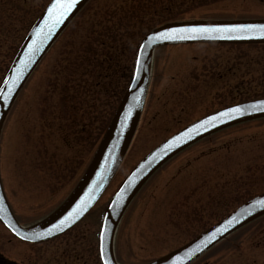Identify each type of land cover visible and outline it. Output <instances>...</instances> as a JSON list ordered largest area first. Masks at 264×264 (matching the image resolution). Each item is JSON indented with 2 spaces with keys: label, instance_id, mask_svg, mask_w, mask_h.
Wrapping results in <instances>:
<instances>
[{
  "label": "rangeland",
  "instance_id": "rangeland-1",
  "mask_svg": "<svg viewBox=\"0 0 264 264\" xmlns=\"http://www.w3.org/2000/svg\"><path fill=\"white\" fill-rule=\"evenodd\" d=\"M49 0H0V83ZM264 18V0H87L14 98L0 129V177L17 219L56 210L85 172L151 29L196 19ZM264 97V45L180 44L154 51L145 104L107 189L71 235L93 244L127 172L167 136L221 107ZM264 192V117L209 135L151 175L116 228L122 264H149ZM68 238V237H67ZM69 238H71L69 236ZM0 224V249L22 248ZM74 241V240H73ZM191 264H264V215Z\"/></svg>",
  "mask_w": 264,
  "mask_h": 264
},
{
  "label": "water",
  "instance_id": "water-1",
  "mask_svg": "<svg viewBox=\"0 0 264 264\" xmlns=\"http://www.w3.org/2000/svg\"><path fill=\"white\" fill-rule=\"evenodd\" d=\"M52 2L53 0H49L31 26L15 56L13 57L0 84V89H3V94H0V129L14 98L29 75L87 0H80L70 17L65 20L63 24L59 25L49 39H44L43 35L37 33V29L42 28L43 18L47 14V8ZM235 25H264V19L189 20L168 23L147 32L139 42L134 58L131 77L122 98L116 107V110L90 160V163L67 199L42 221L32 226H23L16 220L12 213L0 178V223L13 236L29 243H38L49 240L64 233L76 224L103 195L118 170L129 147L144 106L150 77L152 56L155 48L163 45L193 43H264V36L260 35L258 32L247 31L206 34L188 33L184 35L193 36L194 38L175 40L161 39L159 34L168 32L170 29H183L201 26L227 27ZM47 31V28H43V32L46 33ZM32 44H34V50L33 52H30L29 45ZM22 61L25 63H21ZM18 73L22 74L19 83L17 84L15 90L11 92L10 98L5 99L9 90V86L5 85V80L16 76ZM261 101H264V98H257L233 104L196 119L161 141L134 165L110 196L104 209L97 240V250L100 264H104L105 259L109 261V264H120L115 258L113 251L116 228L127 206L147 179L174 155L202 138L229 126L264 117V110H252L248 107L251 105L256 106V108L259 109L261 107L259 102ZM237 106H240L244 110L243 115L233 113V118L231 119H229L227 115H219L220 113L227 112V110ZM213 117H215V120H213L212 123L215 124V126L208 124L206 128L201 127L198 131L193 130L195 129V126L199 125L202 121L210 120V118ZM177 137H179L183 142L179 143L178 146H170L177 144L175 139ZM82 200L88 201L87 209L79 215L70 227H67L64 231L57 232L53 236L49 237H42L35 240L25 238L44 233L48 229L53 228L54 225L59 224L61 220L68 216V214L71 213ZM258 201H264V192L259 193L241 203L235 209L227 213L224 217L203 230L188 242L149 264H190L229 234L248 222L262 216L264 214V207H261L257 203ZM232 220L236 221V223L230 226L228 221ZM222 227L227 228L228 231L220 234L218 238L209 244L207 248H204L203 251L195 252L194 255H190V253H192L197 247L203 248V242L206 238ZM102 235L104 249L103 256L100 252Z\"/></svg>",
  "mask_w": 264,
  "mask_h": 264
},
{
  "label": "snow or ice",
  "instance_id": "snow-or-ice-1",
  "mask_svg": "<svg viewBox=\"0 0 264 264\" xmlns=\"http://www.w3.org/2000/svg\"><path fill=\"white\" fill-rule=\"evenodd\" d=\"M80 0H53L51 5L47 8V14L43 18V26L40 29H37V33L40 35H43L44 39H49L53 32L59 27V25L63 24L65 20H67L70 15L73 13V11L76 9L77 5L79 4ZM43 28H47L48 31L45 33L43 32ZM258 32L260 35L264 36V25H235V26H227V27H191V28H183V29H170L168 32L160 33L161 39H169V40H175V39H189L194 38L193 36L184 35L188 33L192 34H206V33H217V32ZM183 33V34H182ZM30 52H33L34 50V44L29 45ZM21 63H25L22 61ZM20 73H18L14 77H10L9 79L5 80V85L9 86L8 95L5 96V99L10 98L11 92L15 90L17 84L19 83V80L21 78ZM0 94H3V89H0ZM261 107L259 109L256 108V106H248L252 110H264V101L259 102ZM237 113L240 115L244 114V110L240 107H234L227 112L220 113L219 115L224 116L227 115L229 119L233 118L232 114ZM215 120V117L210 118V120L202 121L199 125L195 126V129L198 131L201 127H205L208 124H212V126H215V124L212 123V121ZM190 130V131H193ZM177 141L176 145H170V146H178L179 143H182L183 141L177 137L175 138ZM169 147V146H166ZM261 207H264V201H258L257 202ZM88 201L82 200L80 204L77 205V207L68 214L63 220L60 221L59 224L54 225L53 228L48 229L44 233L36 234L31 237H25L26 239L35 240L42 237H49L53 236L57 232L64 231L65 228L70 227L75 220L81 215L86 209H87ZM236 221H228V224L230 226L234 225ZM15 231V230H14ZM228 231L227 228H219L216 230V232L212 233L210 236L206 238V240L203 242V248L197 247L195 250H193L190 255H194L195 252L203 251L204 248H207L209 244H211L213 241H215L218 236L224 232ZM103 235L101 236V245H100V252L103 256L104 249H103ZM104 264H109V261L105 259Z\"/></svg>",
  "mask_w": 264,
  "mask_h": 264
},
{
  "label": "flooded vegetation",
  "instance_id": "flooded-vegetation-1",
  "mask_svg": "<svg viewBox=\"0 0 264 264\" xmlns=\"http://www.w3.org/2000/svg\"><path fill=\"white\" fill-rule=\"evenodd\" d=\"M87 214L64 233L43 242H25L8 232L9 240L21 241L22 248L16 252L11 250L10 253L0 249V264H94L95 262L89 258L94 256L93 244L87 242L83 235H71L72 229Z\"/></svg>",
  "mask_w": 264,
  "mask_h": 264
},
{
  "label": "trees",
  "instance_id": "trees-1",
  "mask_svg": "<svg viewBox=\"0 0 264 264\" xmlns=\"http://www.w3.org/2000/svg\"><path fill=\"white\" fill-rule=\"evenodd\" d=\"M249 45V44H248ZM254 45V44H253ZM262 45H264V43H262ZM256 98H259V97H256ZM253 99H255V98H253ZM243 101H246V100H243Z\"/></svg>",
  "mask_w": 264,
  "mask_h": 264
}]
</instances>
